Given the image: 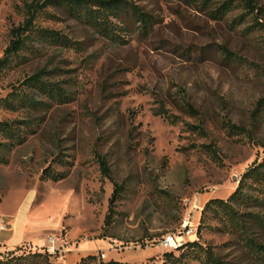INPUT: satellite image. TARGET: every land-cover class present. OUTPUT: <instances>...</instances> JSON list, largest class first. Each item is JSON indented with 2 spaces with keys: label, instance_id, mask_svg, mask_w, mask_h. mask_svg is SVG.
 Here are the masks:
<instances>
[{
  "label": "rangeland",
  "instance_id": "374dc122",
  "mask_svg": "<svg viewBox=\"0 0 264 264\" xmlns=\"http://www.w3.org/2000/svg\"><path fill=\"white\" fill-rule=\"evenodd\" d=\"M41 1L0 0V56L10 28L30 3ZM128 1L147 13L149 27L138 32L125 13L127 28L116 30L122 41L96 32L61 6L46 5L36 22L78 44L37 42L35 53L25 52L28 58L0 78L2 96L43 68L45 78L69 91L65 102L47 109L0 106V119L41 117L22 143L0 149V217L11 222L0 230V258L12 251L47 252V236L55 235L61 251L38 264H161L160 240L188 219L195 237L213 245L228 264H259L232 234L210 228L213 218L198 224L205 201L227 197L263 153L264 11L259 27L250 26L256 15L238 2L216 16L225 0ZM254 1L264 7V0ZM222 47L232 55L225 56ZM160 104L177 115L175 122L155 112ZM226 121L250 133L231 134ZM186 122L201 125L205 134ZM200 143H213L217 158ZM99 156L111 178L102 174ZM47 166L66 175L42 178ZM114 182L123 183L124 191L109 210ZM109 211L112 220L105 223ZM89 254L95 258L83 260Z\"/></svg>",
  "mask_w": 264,
  "mask_h": 264
},
{
  "label": "trees",
  "instance_id": "16d2710c",
  "mask_svg": "<svg viewBox=\"0 0 264 264\" xmlns=\"http://www.w3.org/2000/svg\"><path fill=\"white\" fill-rule=\"evenodd\" d=\"M225 0L214 10L216 16H222L238 2L248 14L255 13V22L250 26H262L258 17L264 11L262 5L254 0ZM264 3V2H263ZM55 4L64 8L76 19L95 29L96 32L111 38L114 41H122L121 35L116 30L127 28L123 22L125 13H130L133 24L138 32H145L149 27L147 13L141 11L138 6L128 0H43L30 3L26 9V15L9 30L10 38L0 56V78L8 69L25 61L28 56L25 52L35 53V43L57 44L68 46L78 44L60 30L39 25L36 22L38 14L45 12V6ZM240 13L239 17H242ZM116 20H119L117 23ZM225 56L232 55L226 48L222 47ZM47 71L43 68L24 76L17 85L11 84V88L0 96V106L10 110L18 109H47L52 104L62 103L68 99L69 91L62 84L45 78ZM41 95L44 99H39ZM186 109L196 112L192 104L186 103ZM168 121L175 122L177 115L168 112L163 104L155 111ZM41 117L29 116L21 119H0V149L5 146H13L22 143L27 134L36 132L41 123ZM187 128L205 134L204 128L199 124L186 122ZM226 130L231 134H249V130L243 125L225 122ZM214 158H217V150L213 143H200ZM191 146H197L192 143ZM101 172L104 176L111 178L110 167L104 156L98 157ZM66 171H55L49 166L42 170V178L54 180L63 178ZM124 191V184L114 182L112 192L108 198L109 210L115 200ZM211 217L215 224L210 228L215 231L232 234L243 251L259 264H264V240H261L254 232L255 229L264 234V149L260 159L248 165L240 174L237 185L227 197L214 196L207 199L203 205L199 226L204 219ZM105 223L112 220V211L105 215ZM198 229V228H197ZM197 233V230H196ZM193 237L178 246L174 250H165L164 259L161 264H192L191 260L199 264H228L216 250L208 243L201 242ZM176 251L178 253H176ZM48 252H28L24 255H16L13 251L8 257H1L0 264H38L47 260ZM95 255L89 254L83 260H93ZM101 264H131L128 261L110 259L102 261ZM138 264V263H137Z\"/></svg>",
  "mask_w": 264,
  "mask_h": 264
},
{
  "label": "built area",
  "instance_id": "2783aa9c",
  "mask_svg": "<svg viewBox=\"0 0 264 264\" xmlns=\"http://www.w3.org/2000/svg\"><path fill=\"white\" fill-rule=\"evenodd\" d=\"M11 225L9 220H6L0 217V230L8 228ZM196 233L195 225L186 219L182 225V229H180L177 233H167L161 240L160 245L165 250H174L178 246L182 245L186 241L192 238V235ZM48 243L46 244V250L49 253H56L59 249V246L56 245L57 236L55 235H48L47 236ZM104 256V253H102ZM152 264H155L152 263Z\"/></svg>",
  "mask_w": 264,
  "mask_h": 264
},
{
  "label": "crops",
  "instance_id": "0c3cea01",
  "mask_svg": "<svg viewBox=\"0 0 264 264\" xmlns=\"http://www.w3.org/2000/svg\"><path fill=\"white\" fill-rule=\"evenodd\" d=\"M17 240H18V239L14 238V239H13V242H17Z\"/></svg>",
  "mask_w": 264,
  "mask_h": 264
}]
</instances>
